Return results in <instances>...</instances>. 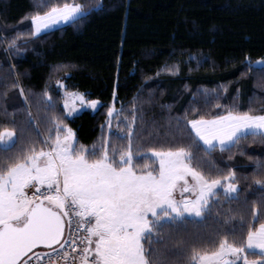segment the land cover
<instances>
[{
  "label": "trees",
  "instance_id": "16d2710c",
  "mask_svg": "<svg viewBox=\"0 0 264 264\" xmlns=\"http://www.w3.org/2000/svg\"><path fill=\"white\" fill-rule=\"evenodd\" d=\"M65 2L81 4L84 14L34 34L31 17ZM260 61L264 0H0V125L15 122L18 135L24 129L18 148L26 142L41 148L55 116L73 129L78 146L99 150L106 143L111 154L127 146V139H121L127 133L124 121L131 122L135 113L132 148L138 171L145 165L155 168L144 158L149 148L176 144L191 146L193 163L205 174L235 171L240 202L218 197L221 204L203 224L189 223L179 235L165 229L166 243L153 245L159 249L156 264H187L186 250L194 242L200 246L198 236L225 231L218 222L225 212L237 210L236 224L240 214L248 218L252 201L260 207L253 181L262 178L255 164L264 161V139L249 137L231 151L205 152L187 124L229 109L264 115ZM60 82L69 92L99 100L101 107L67 118ZM45 92L55 104L51 112ZM112 107L117 113L110 120ZM235 239L239 243L241 237ZM258 256L250 253L249 259Z\"/></svg>",
  "mask_w": 264,
  "mask_h": 264
},
{
  "label": "snow or ice",
  "instance_id": "6c2138e0",
  "mask_svg": "<svg viewBox=\"0 0 264 264\" xmlns=\"http://www.w3.org/2000/svg\"><path fill=\"white\" fill-rule=\"evenodd\" d=\"M82 11L78 3L52 5L31 17L33 33L61 21H74ZM20 95L24 96L23 88ZM44 97L48 111H53L52 97L47 92ZM77 101L93 109L98 103L86 101L82 93L65 92L64 108L69 116ZM113 112L110 108V118ZM28 116L31 122L30 112ZM134 122L135 113L131 122L125 119L127 133L121 139L128 144L111 154L106 143L99 150L78 146L73 129L55 116L49 120V135L41 141V148L31 142L18 148L24 129L18 135L15 122L0 125V154L4 156L0 160V264H28L23 258L37 246L49 250V264L61 257L67 261L77 249L72 264H156L159 249L153 245L166 243L165 229L179 235L189 223L203 224L221 204L218 197L240 202L236 172L205 174L193 163L190 145L149 148L151 155L144 158L156 167L145 165V170L138 171L133 163ZM187 124L193 141L205 152L231 151L249 137L264 139V115L249 111L229 109ZM255 169L262 175L253 181L261 194L260 207L252 201L248 218L240 214L236 224L237 210L225 212L218 221L226 226L225 231L206 239L198 236L200 246L194 242L186 250L187 264H264V161H257ZM29 188L34 189L31 194ZM242 205L247 207L249 201L245 199ZM81 230L86 235H74ZM250 253H258V259H249Z\"/></svg>",
  "mask_w": 264,
  "mask_h": 264
},
{
  "label": "rangeland",
  "instance_id": "374dc122",
  "mask_svg": "<svg viewBox=\"0 0 264 264\" xmlns=\"http://www.w3.org/2000/svg\"><path fill=\"white\" fill-rule=\"evenodd\" d=\"M83 14H84V11H82V13H81L80 16H82ZM80 16H78L77 18H79ZM71 22H73V21H69V22H63V21H61V22H59V23L53 25V26L50 27L49 29L43 30V31H41L39 34H36V35H40V34H42V33H45V32H48V31H51V30H54V29L60 28V27H62V26H65V25L70 24ZM262 62H263V61H260V62L256 63V65H257V66L264 65V63H262ZM61 85H63V87H61ZM58 88H59L60 92L62 93L63 97H64V93H65V92H69V91L66 90V85H65L64 82H60V83H58ZM75 92H76V91H75ZM69 93H71V92H69ZM78 93H80V92H78ZM82 94H83V93H82ZM83 95H84L86 101H91V99H88V97H87L85 94H83ZM96 101H97L98 103H97V107H96L95 109H93V108H91V107H88L87 104H85V105H80V104H79V101H77V107H76L75 111H73V113H72L71 116H69V115L67 114V110H65L66 117L71 119V118H73L74 116L79 115V114H81V113L84 112V111L96 112V111L101 107V105H102V102H100L99 100H96ZM63 107H64V99H63ZM64 109H65V108H64ZM112 109H114V112H113V117H114L115 114L117 113V111H116V109H115L114 107H112ZM111 119H112V118H110V120H111ZM109 125H110V122H109ZM109 131H110V128H109ZM149 155H151V153H150ZM117 158H118V157H117ZM133 161H134V160H133ZM154 167H156V165H155ZM29 189H30V188H29ZM29 189H28V190H29ZM175 195H176L177 198H179V190H177V192H176Z\"/></svg>",
  "mask_w": 264,
  "mask_h": 264
},
{
  "label": "built area",
  "instance_id": "2783aa9c",
  "mask_svg": "<svg viewBox=\"0 0 264 264\" xmlns=\"http://www.w3.org/2000/svg\"><path fill=\"white\" fill-rule=\"evenodd\" d=\"M32 192H30L29 194H31ZM73 227H75V225H73ZM74 235L75 236H82V235H86V233H83V231L81 230L79 232H74ZM78 251H79V249H77L76 253L70 252L69 258H68L67 261L64 258L61 257L60 259L55 261V264H72V259L71 258L76 256ZM38 253L40 254L39 258H37V256L34 254V255H32V256H30V257H28L26 259V261H28V264H49V262L47 260L49 250L40 251ZM76 264H78V261L76 262Z\"/></svg>",
  "mask_w": 264,
  "mask_h": 264
},
{
  "label": "water",
  "instance_id": "95a60500",
  "mask_svg": "<svg viewBox=\"0 0 264 264\" xmlns=\"http://www.w3.org/2000/svg\"><path fill=\"white\" fill-rule=\"evenodd\" d=\"M38 250H48V249L44 248L43 246H37V248L33 249L32 252L28 253V255L24 257L23 259H26L28 256H30L31 254H33L34 252Z\"/></svg>",
  "mask_w": 264,
  "mask_h": 264
},
{
  "label": "crops",
  "instance_id": "0c3cea01",
  "mask_svg": "<svg viewBox=\"0 0 264 264\" xmlns=\"http://www.w3.org/2000/svg\"><path fill=\"white\" fill-rule=\"evenodd\" d=\"M33 190H34V189H32V188H30L29 190L27 189L28 192H31V191H33Z\"/></svg>",
  "mask_w": 264,
  "mask_h": 264
}]
</instances>
